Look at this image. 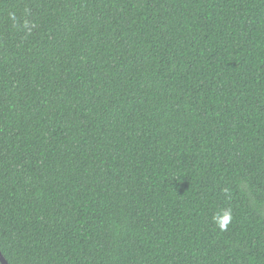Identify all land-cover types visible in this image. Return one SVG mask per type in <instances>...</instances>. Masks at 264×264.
<instances>
[{
	"label": "trees",
	"instance_id": "1",
	"mask_svg": "<svg viewBox=\"0 0 264 264\" xmlns=\"http://www.w3.org/2000/svg\"><path fill=\"white\" fill-rule=\"evenodd\" d=\"M0 253L264 264V0H0Z\"/></svg>",
	"mask_w": 264,
	"mask_h": 264
},
{
	"label": "clouds",
	"instance_id": "2",
	"mask_svg": "<svg viewBox=\"0 0 264 264\" xmlns=\"http://www.w3.org/2000/svg\"><path fill=\"white\" fill-rule=\"evenodd\" d=\"M213 219L215 220L216 217L214 216ZM231 220V211L230 210H226L223 215L222 218L220 219L218 226L223 230L227 227V224L230 222Z\"/></svg>",
	"mask_w": 264,
	"mask_h": 264
},
{
	"label": "water",
	"instance_id": "3",
	"mask_svg": "<svg viewBox=\"0 0 264 264\" xmlns=\"http://www.w3.org/2000/svg\"><path fill=\"white\" fill-rule=\"evenodd\" d=\"M0 264H7L6 260H5L4 257L1 255V253H0Z\"/></svg>",
	"mask_w": 264,
	"mask_h": 264
}]
</instances>
